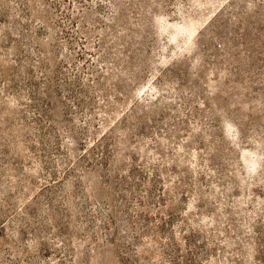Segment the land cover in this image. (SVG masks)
Returning a JSON list of instances; mask_svg holds the SVG:
<instances>
[{"label": "rangeland", "instance_id": "rangeland-1", "mask_svg": "<svg viewBox=\"0 0 264 264\" xmlns=\"http://www.w3.org/2000/svg\"><path fill=\"white\" fill-rule=\"evenodd\" d=\"M0 264H264V0H0Z\"/></svg>", "mask_w": 264, "mask_h": 264}]
</instances>
